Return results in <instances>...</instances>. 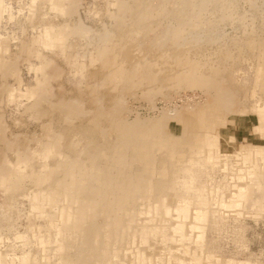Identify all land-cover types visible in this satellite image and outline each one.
Returning <instances> with one entry per match:
<instances>
[{"label":"bare ground","instance_id":"obj_1","mask_svg":"<svg viewBox=\"0 0 264 264\" xmlns=\"http://www.w3.org/2000/svg\"><path fill=\"white\" fill-rule=\"evenodd\" d=\"M62 1L45 2L70 15L74 9L63 10L59 5ZM121 1L118 11L109 15L114 33L103 27L92 41L74 44L67 42L71 32L67 37L65 28L63 32L60 27L48 28L40 40L23 47V51L37 57L35 48L44 45L59 50L71 62L97 54L102 66L90 75L91 80L86 83L90 90L86 94L70 97L60 91L61 95H56L46 87L51 80L48 77L52 76L47 70L51 62L38 56L41 64L34 69L41 75L36 76L35 92L42 99L32 106L39 109L43 104L49 105L61 111L62 120L56 121L52 115L44 121L41 137L23 140L16 137L18 134H14L15 139L6 140L7 132L1 128L0 143L5 148H0V191L6 199L10 198L11 206L6 205L8 213L20 199L28 203L30 222L23 233H15L14 241L19 240L18 244L8 242L3 245L6 250L0 246V264H154L159 260L166 264H201L203 255L197 239L204 233L207 220L211 224L227 213L230 216V209L240 205L243 210L264 212V147L248 144L232 155H222L217 129L206 124V114L211 110L225 117L254 114L258 119L254 133L264 137V45L259 48L254 66L252 100L247 95L242 99L224 86L223 73L227 68L221 60L217 65H207L198 59L206 58L200 37L213 29L214 34L217 28L208 16L217 10L222 14L227 11L224 18L230 19L235 13L232 0H161L159 6L153 4L155 0ZM115 5L119 4L115 1ZM153 26H160L159 34L153 35ZM80 32L79 37L85 38L90 29L80 28ZM140 33L146 40L136 44ZM165 37L172 42L169 47L167 42L161 44L167 49L160 46ZM161 47L166 50L162 54L157 52ZM245 47L253 49L250 43L241 48ZM8 48L0 46V51L6 53ZM230 55L223 53L225 61ZM8 59L2 54L0 67H6ZM170 59L173 62H168ZM17 72L12 74L21 85L23 79ZM102 85L110 86L113 94L107 92L99 97ZM160 85L164 89L202 90L200 101L181 109L193 114L202 130L187 147L179 136L166 138L164 133L169 121L184 123L181 112L164 113L162 119L148 120L137 119L138 115L130 120L125 114L129 112L130 116L131 110L119 113L127 108L126 98L131 96L137 101L139 96H151ZM257 90L263 91L262 95ZM76 96L81 97L79 102ZM159 112L163 113V109ZM75 114L78 117L74 121L70 118ZM154 138L158 139V149L169 152V147L176 146L180 150L177 160L171 154L165 156L164 167L173 161L178 169L174 180L161 184L164 190L159 193L151 177L153 173L145 177V167L133 171L128 167L133 160L150 165L146 152ZM186 153L190 157L187 160ZM201 154L213 163L220 160L222 175H208L203 182L194 177L193 186L188 176L181 179V173L190 170L180 169L179 164L196 162ZM160 176L168 179L166 168ZM232 212L242 214L237 209ZM1 213L3 219L7 211ZM1 236L0 243L5 240ZM203 237L201 242L205 241ZM213 258L209 256L210 263L216 261ZM232 260L225 264H235Z\"/></svg>","mask_w":264,"mask_h":264},{"label":"rangeland","instance_id":"obj_2","mask_svg":"<svg viewBox=\"0 0 264 264\" xmlns=\"http://www.w3.org/2000/svg\"><path fill=\"white\" fill-rule=\"evenodd\" d=\"M0 1H2L0 4V46L1 48L6 46L7 48L9 47V51L6 53L0 51V57L2 54H5V57L9 58L7 66L0 67V131L4 130V133L7 132L5 135L6 140L7 138L9 139V137L15 139L17 136L20 140H23L24 137H41L43 135L42 125L44 121L50 119L52 115H55L56 121H61L62 119L59 117L62 113L46 104H43L39 109L33 108L32 106L34 102L42 99L41 94L35 92L36 76L39 77V75H41L40 72L35 70L40 66L42 60L40 58L38 59V56L46 57L51 62L47 70L52 76H47L51 80L46 87L52 89L53 94L61 95L60 91H62L67 92V95L70 97L79 94L82 96V94L89 92L90 89L86 83L91 80L90 75L93 72L100 70L102 60L100 57L97 58V54H91L92 56L85 55L87 57L71 62L68 61L67 56L59 50L47 49L44 45L36 46L37 49L35 48V53L37 52L39 54L36 57L33 53L30 54L27 51H23V47L33 45V42L40 40L43 31L48 28L58 29V27H60L62 32V29L65 28L67 37L69 36V32H71V36H69L67 42L74 44H83L86 40L88 42L92 41L94 38H97V35L101 32L103 27H106V29L108 27L111 32L114 33L115 29L109 15L111 12L118 11L123 1L72 0V3L67 4L71 0L67 2L63 0L61 4H59L60 7L62 6L63 10L70 9V7L74 9L70 11V15L67 14L66 11L62 12L57 8H51L45 2L46 0ZM115 1L119 5L114 6ZM232 1L235 7V13H233L230 19L224 18V14L227 13V11L222 14L217 9L216 14L208 16L209 20L215 21L214 23L217 28L214 34L213 29L211 33L205 32V34L200 37V48L203 50L202 52L206 54V58L202 59L198 56V59L207 65H217L221 60L220 63L225 64L227 68L223 73V77L226 80L224 86L233 89L239 98L242 97L243 99L247 95L248 100H252L250 96L255 88L253 84L255 83L254 78L256 75L254 66L258 61L259 48L261 45H264V0ZM161 2V0H155L153 4L159 6ZM160 25H164V23ZM153 27L151 29L153 35L159 34L161 30H159L160 26ZM80 28L90 29L89 34L85 38L79 37L81 33ZM154 31L158 33H154ZM152 33L150 34L152 35ZM139 36L136 37V44L146 40L141 33ZM166 42L167 47L172 45L170 38L165 37L163 41L161 39L160 46H164V48L167 49L165 45H161L163 43L166 44ZM245 43H247V45L250 43L253 49L245 47V50H243L241 47L244 46ZM162 47V51L160 48L157 50L158 53L160 52L162 54L163 50L166 51L164 48L162 49ZM226 52L231 54L228 61H225L223 57V53ZM210 58L215 60H213L214 63ZM168 62H173V60L170 59ZM13 71H18L17 75L20 71L21 74H19L18 77L23 79L21 80V85L17 83V77L13 76ZM152 89L153 88L147 89L145 92L148 93ZM154 91L156 92L151 96H139L137 101L129 96L128 99L126 98V100H128L126 102V107L128 109H123L119 113L131 110L130 116L127 111V114H125L130 120H135L137 115L139 116L137 119L148 120L162 119L164 113H171L173 115L175 111L181 112L184 123L177 124L173 120L169 121L164 127L165 136L166 138L179 136L182 138L181 143H183L185 147L189 144H193L195 137L202 134V130L197 124L196 117L193 118V114L188 113V111L184 112L183 107L186 105H192L191 107H193L194 104H196L195 102L200 101L202 90L199 87H195L193 90H180L177 88L164 89L160 85L157 86ZM107 92L110 95L113 94V90H111L110 86L104 87L102 85L97 95L99 97L105 96ZM262 92L261 90H257L258 95H262ZM195 97L199 98L196 99ZM74 98H76L75 100L77 102L81 99V97L78 96ZM87 99L90 105V94H88ZM188 99L190 100L188 101ZM154 107L158 110H155ZM161 108L163 109V113L159 112L162 111ZM181 109L183 110L181 111ZM164 110H167V112ZM136 112L139 113L135 114ZM77 117V114H75L70 119L75 121ZM206 124L217 129L220 135L219 146L222 155H232L237 152L239 147L248 144L264 147V137L260 138L262 134L254 133V127L258 125V119L254 114H244L240 116L228 115L225 117L211 110L206 114ZM14 134L18 135L15 137ZM233 137L235 140L232 142L230 139ZM3 140L1 142H3ZM157 143L158 139L154 138L150 149L146 152L148 154L147 159L150 160V165H147L148 167L134 160L130 162L128 167L130 171L135 169L142 170L145 167V177L153 173L154 176L151 177L155 184L157 183L156 192L159 193L160 190H164L161 188V184L174 180L176 169H178L174 167L173 164L175 162L173 161L167 162V166L164 167L165 156L171 154L174 160H177L178 156L180 157V155H177L180 150L176 146H173L169 147V152H167L166 150L158 149ZM4 145L5 144L0 143V148L2 147L1 149H4ZM184 155L187 156L188 153ZM203 155L204 154L199 155L196 162L183 163V165L179 164L180 169L190 170V173H184L185 171L182 173L180 172L182 174V180L189 178L188 180H192V185L195 186L194 177L196 180L198 179V182H203L204 180H208V175H212V178L222 175L220 171L222 170L221 167L223 163L220 160L219 163H217V161L213 163V161L208 159L205 160ZM189 158L190 157L187 156L185 160ZM164 168H166L168 179L160 176ZM192 170L194 171L191 172ZM184 176H188V178ZM6 198L8 197H4L3 193L0 191V215L2 214L1 211L4 210L8 213V206H11L8 205L10 204L8 202H11L9 200L10 198ZM227 199L228 198H226V200ZM22 200L23 198L16 203V205L18 204V207L16 206L17 208H13L14 205L11 203L12 209L8 214H5L3 219L1 217L2 215L0 216V225L2 224V231L0 233L2 236H0L5 239L0 243L2 244L0 245L1 248H4L5 244L8 245L12 243L15 233H23V230L26 229V226L30 222L28 203ZM233 208L230 209V216L227 213L225 216L218 218L214 223L209 224L208 220L205 222L207 226L202 234V236H204L203 238L206 237L205 241L203 240V242H201L202 236L197 239L200 243H204L203 247L202 244L200 245L198 242L201 248L199 252H201V256L203 255L201 264H225L228 260L232 259H234L232 261L235 264H264V212L260 213L247 208L243 210V205L238 206V208ZM235 209L242 214L236 215V213L232 212V210ZM11 211L14 212L12 213ZM235 217H237L238 220H235ZM8 230L10 232H8ZM245 235H247L246 238ZM14 243L18 244L19 240L16 239L13 244ZM4 249L6 250L7 248ZM17 252L19 251L17 250ZM210 255L214 256L213 259H216V261L212 260L210 263ZM144 264L148 263L144 262ZM154 264L166 263L159 260Z\"/></svg>","mask_w":264,"mask_h":264}]
</instances>
